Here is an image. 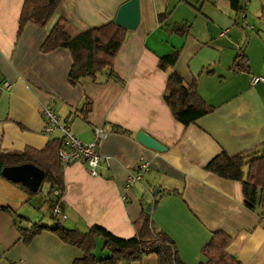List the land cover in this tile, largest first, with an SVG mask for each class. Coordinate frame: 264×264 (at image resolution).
<instances>
[{
  "label": "crops",
  "instance_id": "obj_1",
  "mask_svg": "<svg viewBox=\"0 0 264 264\" xmlns=\"http://www.w3.org/2000/svg\"><path fill=\"white\" fill-rule=\"evenodd\" d=\"M124 1L60 0L45 25L27 21L18 32L23 0H0L2 150L42 149L59 138L58 133L42 132L41 106L50 104L84 142L93 139L95 126L107 131L96 144L101 162L95 175L83 160L62 165L65 227L85 231L99 224L117 236L131 237L134 222L154 194L148 210L151 223L173 242L184 264L205 260L201 247L217 229L230 235L226 251L242 264H264V207H247L239 181L204 168L221 149L230 155L264 152V80L250 81L251 75L264 76V0H239V10L228 0H137L139 19L133 29L126 28L113 74L105 69L94 81L69 83V49L39 48L48 30L59 18L65 19L71 35L113 20ZM184 23L188 30L176 33L175 27ZM173 50H178L174 65L159 68L158 57ZM235 56L242 58L246 70L234 67ZM171 70L186 82L194 79L199 95L213 106L187 126L163 100ZM4 81L10 86L4 87ZM85 98L91 104L82 114L78 109ZM139 131L164 149L139 141ZM141 160L148 170L140 183L124 191L127 169ZM45 199L42 193L31 197L0 177V205L23 217V226L35 221L54 224L38 215ZM94 240L95 247L103 245L102 237ZM94 249L97 259L107 254L101 247L97 256ZM81 254L46 229L22 243L11 215L0 209V264H71Z\"/></svg>",
  "mask_w": 264,
  "mask_h": 264
},
{
  "label": "trees",
  "instance_id": "obj_2",
  "mask_svg": "<svg viewBox=\"0 0 264 264\" xmlns=\"http://www.w3.org/2000/svg\"><path fill=\"white\" fill-rule=\"evenodd\" d=\"M231 8L239 10V0H228ZM60 0H23L18 17V32L22 26L31 21L38 25H45ZM66 21L59 18L48 30L40 44L41 51H48L57 46L69 49L71 65L67 72V80L74 84L83 78L95 80L98 73L107 70L112 73L114 57L121 46L126 28L117 25L112 19L99 25L87 27L75 34H68L65 30ZM188 25L181 24L174 31L182 34L188 30ZM178 56V50L158 57V66L166 69L173 66ZM242 58L235 56L233 65L239 70H246ZM245 61V60H244ZM118 80V77L115 76ZM264 80V76H263ZM163 100L170 108L174 118L183 125L194 122L198 117L210 112L213 106L205 102L196 88V81L186 82L176 71L168 72L163 93ZM91 100L85 98L78 111L85 114L90 109ZM62 140L58 137L50 139L42 149L26 146L18 153H9L0 146V177L6 178L2 168L9 165L31 163L42 170V178L36 189L8 179L19 188L36 196L41 192L42 184L47 183L45 202L49 216L55 220L53 225L39 221L30 222L23 226L21 217L9 207L1 206L7 211L18 232V240L28 244L42 230H50L64 243L76 246L82 251L79 258L72 260L71 264H127L133 260H141L143 255L154 254L155 264H184L178 257L173 242L164 232L154 228L150 219V211L142 209L134 222L135 232L131 237H120L99 224L88 226L85 231L65 227L59 218L51 213L55 203L61 206L60 195H54L53 190L62 192V163L58 150L62 147ZM204 168L220 177L236 180L241 183L244 204L253 208L255 205L264 207V152L251 151L230 155L221 149L204 165ZM172 193L173 190H165ZM152 194L151 205L155 203ZM103 238L102 248L107 254L96 258L93 249L95 237ZM230 235L217 229L212 232L210 239L201 247L205 260L196 264H242L233 254L226 251L230 242ZM147 248V250H146Z\"/></svg>",
  "mask_w": 264,
  "mask_h": 264
},
{
  "label": "built area",
  "instance_id": "obj_3",
  "mask_svg": "<svg viewBox=\"0 0 264 264\" xmlns=\"http://www.w3.org/2000/svg\"><path fill=\"white\" fill-rule=\"evenodd\" d=\"M242 18L243 24L245 25L244 15ZM261 80H263V77L261 76H250L251 83ZM2 85L4 87H9L10 83L4 81ZM41 113L44 118L42 132L45 134L58 133L59 138L62 140L63 145L58 150V156L62 165L83 160L87 171L90 174L95 175L97 173L96 168L101 162V155L97 151L96 144L99 139L106 136L107 131L95 126L93 127V139L91 141L84 142L71 132L67 124L60 121L57 113L53 110L50 104H43L41 106ZM147 170L148 164L145 160H141L133 167L128 168L126 171V181L123 185L124 191L132 190L135 184L140 183ZM53 194L61 195V191L59 189H54ZM51 213L60 219L65 217V214L62 212L61 206L58 202L53 205Z\"/></svg>",
  "mask_w": 264,
  "mask_h": 264
},
{
  "label": "water",
  "instance_id": "obj_4",
  "mask_svg": "<svg viewBox=\"0 0 264 264\" xmlns=\"http://www.w3.org/2000/svg\"><path fill=\"white\" fill-rule=\"evenodd\" d=\"M139 19V7L137 0H125L122 2L113 18V21L124 28L133 29ZM136 138L154 149L163 150L164 146L145 133L139 131L136 134ZM3 175L13 181H19L27 185L31 189H36L42 178V170L31 163H21L17 165L4 166L2 168ZM151 207V202L145 204V210L148 211Z\"/></svg>",
  "mask_w": 264,
  "mask_h": 264
},
{
  "label": "rangeland",
  "instance_id": "obj_5",
  "mask_svg": "<svg viewBox=\"0 0 264 264\" xmlns=\"http://www.w3.org/2000/svg\"><path fill=\"white\" fill-rule=\"evenodd\" d=\"M46 190H47V183H43L40 193L45 194ZM41 197H43V196H41ZM37 211H38L39 216H43V219H41L42 221L47 220L51 223L55 222V220L49 216L47 207L45 205H41L39 210H37ZM59 220L62 221V219H60V218H59ZM101 245H102V243H99L96 247H94L95 248L94 251H95L97 256H100V254H101V252H100L101 247H102ZM127 264H155V256H154V254L143 255V257L140 261L139 260H133Z\"/></svg>",
  "mask_w": 264,
  "mask_h": 264
}]
</instances>
